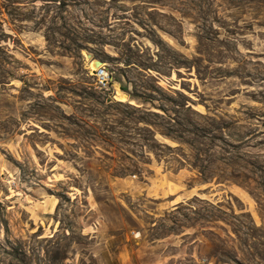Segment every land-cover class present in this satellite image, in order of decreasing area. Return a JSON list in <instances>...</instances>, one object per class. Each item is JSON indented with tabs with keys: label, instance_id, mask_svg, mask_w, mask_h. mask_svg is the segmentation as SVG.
Here are the masks:
<instances>
[{
	"label": "rangeland",
	"instance_id": "rangeland-1",
	"mask_svg": "<svg viewBox=\"0 0 264 264\" xmlns=\"http://www.w3.org/2000/svg\"><path fill=\"white\" fill-rule=\"evenodd\" d=\"M0 264H264V0H0Z\"/></svg>",
	"mask_w": 264,
	"mask_h": 264
},
{
	"label": "built area",
	"instance_id": "built-area-1",
	"mask_svg": "<svg viewBox=\"0 0 264 264\" xmlns=\"http://www.w3.org/2000/svg\"><path fill=\"white\" fill-rule=\"evenodd\" d=\"M90 74L97 89L108 90L112 81V71L107 66L101 65L95 71H91Z\"/></svg>",
	"mask_w": 264,
	"mask_h": 264
},
{
	"label": "water",
	"instance_id": "water-1",
	"mask_svg": "<svg viewBox=\"0 0 264 264\" xmlns=\"http://www.w3.org/2000/svg\"><path fill=\"white\" fill-rule=\"evenodd\" d=\"M85 59L89 62L90 66V71H95L99 66L103 65L102 62L98 59L92 58L91 54L86 53L85 54ZM123 99L125 100L128 96L124 95L122 96Z\"/></svg>",
	"mask_w": 264,
	"mask_h": 264
},
{
	"label": "crops",
	"instance_id": "crops-1",
	"mask_svg": "<svg viewBox=\"0 0 264 264\" xmlns=\"http://www.w3.org/2000/svg\"><path fill=\"white\" fill-rule=\"evenodd\" d=\"M48 213V212H47Z\"/></svg>",
	"mask_w": 264,
	"mask_h": 264
}]
</instances>
